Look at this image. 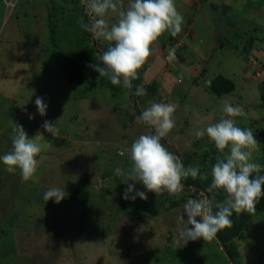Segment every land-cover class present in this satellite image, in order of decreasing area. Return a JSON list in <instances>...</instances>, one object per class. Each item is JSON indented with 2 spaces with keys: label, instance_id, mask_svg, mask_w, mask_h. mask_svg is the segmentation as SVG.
Returning <instances> with one entry per match:
<instances>
[{
  "label": "rangeland",
  "instance_id": "rangeland-1",
  "mask_svg": "<svg viewBox=\"0 0 264 264\" xmlns=\"http://www.w3.org/2000/svg\"><path fill=\"white\" fill-rule=\"evenodd\" d=\"M8 1L0 0V156L11 150L15 124L41 152L29 181L0 162V264H264V211L224 243L231 261L217 237L175 244L178 228L187 227L178 223L183 206L205 198L200 190L156 196L136 184L148 199L122 198L130 146L151 132L137 116L152 103L176 105L175 127L161 142L185 168L199 166V181L212 176L220 154L195 131L219 122L225 103L243 109L236 126L252 130L259 142L252 160L264 166V0H175L182 30L153 43L131 88L97 80L92 68L83 83L67 81L63 67L93 46V32L81 27L94 23L86 0H11L13 7ZM130 2L114 0L116 9L96 19L110 27ZM94 38L98 50L111 44ZM216 75L230 78L234 89L213 93ZM141 86L146 94L136 95ZM37 97L47 106L44 116ZM46 120L57 123L55 136L44 131ZM85 181V205L43 199L52 187Z\"/></svg>",
  "mask_w": 264,
  "mask_h": 264
},
{
  "label": "clouds",
  "instance_id": "clouds-1",
  "mask_svg": "<svg viewBox=\"0 0 264 264\" xmlns=\"http://www.w3.org/2000/svg\"><path fill=\"white\" fill-rule=\"evenodd\" d=\"M86 5L94 23L86 25L82 22L81 27L111 42L100 57L102 66L90 64L88 67L98 73L97 80L106 77L113 85L131 88L137 70L152 54L153 43L165 32L174 37L182 30L183 16L177 11L175 0H131L127 11L121 12L117 22L110 27L104 19L96 17L115 10L114 0H86ZM135 94L146 93L141 86ZM35 104L39 115H46L43 99L37 97ZM175 111V104L152 103L137 116V121L148 126L151 132L140 135L130 146L131 167L123 173L128 181L123 199H148L145 191L136 190V184H142L147 192L156 196L165 192L174 196L184 189L182 179L199 175L198 165L185 168L161 142L175 127ZM223 112L226 115L219 122L196 130L195 137H207L220 154L211 168L212 182L207 191H223L225 200L214 204L207 198H190L178 217V223L187 227L178 228L177 248L185 247L189 241L213 240L220 230L232 225L233 213L254 212L258 199L264 196V175H259L262 166L252 160L259 142L250 128L236 126L234 119L244 115L243 109L225 103ZM32 118L30 115L29 119ZM43 128L53 136L59 131L57 123L47 120ZM13 131L11 150L0 156V162L8 173L18 170L22 180L29 181L37 171L41 145L28 137L22 125L15 124ZM120 174L117 170V175ZM66 195L65 190L52 187L44 193L43 199L59 204Z\"/></svg>",
  "mask_w": 264,
  "mask_h": 264
},
{
  "label": "trees",
  "instance_id": "trees-1",
  "mask_svg": "<svg viewBox=\"0 0 264 264\" xmlns=\"http://www.w3.org/2000/svg\"><path fill=\"white\" fill-rule=\"evenodd\" d=\"M253 40V39H252ZM93 46L84 49L83 51L79 52L75 57L69 60L64 68V74L68 82L70 83H83V74L84 71L90 69L88 67L90 64H96L98 60H101L100 57L103 52L107 51V49L111 46H107L103 50H98L97 48V41L93 36ZM250 46V45H249ZM100 52V53H99ZM102 62V61H101ZM234 82L223 75H216L209 83L210 90L215 93L216 95H224L230 93L234 89ZM260 98L264 104V79L260 84ZM183 166H185V161L182 162ZM254 176L256 174H253ZM259 175H264V166H262V170ZM212 182V176L200 179V181L196 178H192L191 176L182 179V184L184 185V189L188 190H200L202 192V196L207 199L213 201V203L223 202L225 200V193L223 191H218L216 193H209L207 191L208 187ZM87 181L85 183L79 184L78 183H68L66 185V197L70 200L78 202L80 204L85 205L88 200L89 196V187H87ZM187 185V187H185ZM213 211L215 212L216 209L213 207ZM264 211V196L258 199V202L255 206V211ZM244 212L240 215L233 213L231 220L232 225L230 227H226L220 230L217 233V236L225 243L226 241L230 240L231 238L237 237L243 230V227L247 220L251 217L254 213ZM231 261L233 258L229 254Z\"/></svg>",
  "mask_w": 264,
  "mask_h": 264
},
{
  "label": "water",
  "instance_id": "water-1",
  "mask_svg": "<svg viewBox=\"0 0 264 264\" xmlns=\"http://www.w3.org/2000/svg\"><path fill=\"white\" fill-rule=\"evenodd\" d=\"M94 43V42H93ZM206 198H207V196H206ZM217 237V239L221 242V244L223 245V248H224V250H225V252L229 255V252H228V250H227V247L224 245V242L218 237V236H216ZM230 258V257H229ZM233 264H234V262H232Z\"/></svg>",
  "mask_w": 264,
  "mask_h": 264
},
{
  "label": "built area",
  "instance_id": "built-area-1",
  "mask_svg": "<svg viewBox=\"0 0 264 264\" xmlns=\"http://www.w3.org/2000/svg\"><path fill=\"white\" fill-rule=\"evenodd\" d=\"M7 6L13 7V2L11 0H9Z\"/></svg>",
  "mask_w": 264,
  "mask_h": 264
},
{
  "label": "crops",
  "instance_id": "crops-1",
  "mask_svg": "<svg viewBox=\"0 0 264 264\" xmlns=\"http://www.w3.org/2000/svg\"><path fill=\"white\" fill-rule=\"evenodd\" d=\"M263 12H264V10H263ZM262 17H264V16H262ZM259 42H262V41H259ZM264 42V41H263ZM259 56V55H258ZM260 58V57H259Z\"/></svg>",
  "mask_w": 264,
  "mask_h": 264
}]
</instances>
